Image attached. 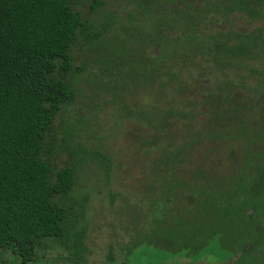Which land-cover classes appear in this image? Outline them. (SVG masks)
Returning <instances> with one entry per match:
<instances>
[{
	"label": "rangeland",
	"instance_id": "1",
	"mask_svg": "<svg viewBox=\"0 0 264 264\" xmlns=\"http://www.w3.org/2000/svg\"><path fill=\"white\" fill-rule=\"evenodd\" d=\"M96 1L94 10L92 0L71 3L90 35L79 32L71 45L77 95L41 151L53 175L74 171L72 190L53 202L88 252L79 260L44 239L27 264H264L262 248L251 252L255 235L264 245V216L248 205L243 216L257 221L191 244L187 191L208 181L217 193L232 190L246 135L257 136L250 153L264 163V39L248 43V57L236 38L258 35L262 23L209 11L188 29L184 11L204 0H180L177 14L167 0ZM230 1L214 0L219 8ZM196 166L205 180L192 176ZM0 264L22 262L2 251Z\"/></svg>",
	"mask_w": 264,
	"mask_h": 264
},
{
	"label": "trees",
	"instance_id": "2",
	"mask_svg": "<svg viewBox=\"0 0 264 264\" xmlns=\"http://www.w3.org/2000/svg\"><path fill=\"white\" fill-rule=\"evenodd\" d=\"M73 1L0 0V252L11 251L22 264L31 261L35 247L44 239L58 240L73 249L76 258L88 252L67 211L53 202L54 197H64L72 190L73 169L63 168L53 175L49 163L41 159L46 132L61 107L77 95L81 69L73 67L71 45L79 32L90 35V25L72 9ZM92 2L94 10L99 2ZM166 2L172 7L170 14H177L178 3L186 4L180 0ZM216 4L214 0L189 4L191 11H184L186 27L201 24L209 11L225 20L236 12L260 20L258 35L246 40L236 37L243 42L237 48L240 54L251 56L248 43L264 39V0H232L223 8ZM164 27L169 28L167 24ZM256 138L254 134L244 137L241 165L235 166L236 173L229 177L232 190L217 193L207 186L209 181L199 188L187 187L191 244L228 233V227L240 222L250 225L257 221L243 216L244 205L264 216V163H258L261 154L257 153L261 152L250 153ZM231 155H235L234 150ZM192 176L207 177L199 166ZM253 238L251 252L257 254L262 248L264 261V245H259L256 235Z\"/></svg>",
	"mask_w": 264,
	"mask_h": 264
}]
</instances>
